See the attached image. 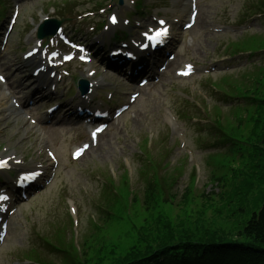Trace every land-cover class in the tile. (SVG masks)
Segmentation results:
<instances>
[{
  "label": "rangeland",
  "instance_id": "1",
  "mask_svg": "<svg viewBox=\"0 0 264 264\" xmlns=\"http://www.w3.org/2000/svg\"><path fill=\"white\" fill-rule=\"evenodd\" d=\"M99 1L102 0H12V4L10 2L6 4L7 16L16 3L20 13L0 59L3 62L1 72L6 77L4 89L6 95L8 92L6 90L10 91L7 98L0 101V155L12 151L24 159L25 167L22 169H27L41 161L48 164L45 153V148L48 147L55 153L58 167L53 180L35 190L27 201L19 202L15 214L9 217L8 232L0 245V264L27 263L24 260L29 248L42 245V236L58 225L65 226L67 236L73 235L77 243L83 240L85 246H92L95 249L98 242V247H106V251H109L117 236L114 232L120 225L106 223L104 216L97 209L98 204L108 199L106 196L108 192L103 184L110 175L115 179L114 184H117L120 176L127 173L130 186L139 191L137 188L140 189L142 183L141 160L138 154L140 146L144 145V138H149L147 146L156 160L162 156L160 162L169 160L175 165L181 162L183 172L181 180H185L195 168L199 177L195 194L203 191L209 175L218 171L217 154H224L226 151L224 148L219 150L206 148L216 142V137L214 131L203 130L198 123L200 118L195 117V113H203L205 107L212 109L215 104H221L222 115L226 117L224 124L227 127H234L231 103L220 101V95L216 91H211V85L216 81L225 87L241 83L252 87L254 86L251 82L252 77L260 75V70L256 73L259 62L248 65L239 60L231 69L225 67L226 62L219 63L227 56L225 49L227 44L247 49L256 47L264 40V15L256 18L249 11L260 0H197L199 10L197 23L187 31L181 30L182 23L187 19L186 11H182L186 0H144L142 5L149 6L142 9L144 12L141 14L142 17L132 13V21L130 26H127L129 31L133 32L137 24L144 26L152 24L151 19L156 13L167 15L170 20L175 16L179 23L172 26L171 48L175 59L172 61L171 70L189 61L196 64V72L189 79H181L175 77L171 70H167L162 79L151 87L150 93H142L120 116L110 120L108 128L99 136L96 144L74 162L70 159L69 153L72 148L88 139L87 130L77 124L60 126L47 123L45 128L39 124V128L43 130V135L40 136L33 128L34 124L25 118L26 113L18 112L16 115L6 109L9 107L14 110L10 104L12 97L17 98L19 94L21 98L17 100L21 102L31 90L26 85L32 79L24 81V76L29 78L28 73L16 68L22 64L21 52L29 49L35 42V25L37 26L44 16H54L55 7L58 17L66 14L72 16L63 22L68 34L90 44L93 38L101 36L100 27L95 26H99L107 15V12L100 14L96 11L95 6ZM103 1L104 5H110L109 11H121L120 16L134 11L129 0H123L122 5L114 4L116 0ZM67 4L70 11L65 9ZM88 12L96 13V17H85ZM93 27L95 29L90 31ZM174 41L176 47H173ZM214 64L216 68L209 70ZM261 64H264V61L260 62ZM98 65L96 61L91 63L90 67H95L97 71L93 77L88 78L92 82H100V85L92 90L90 98L93 105L113 108L123 102L126 103L132 89L126 87L127 82L121 73ZM66 68L71 75L59 81L55 97L63 102L76 101L78 100L76 81L86 76L85 72L89 67L69 63ZM2 92L0 87V93ZM108 92L111 93L110 105L103 102ZM251 105L253 111L248 120L244 121L248 125L239 131L236 128L235 131H228L240 144H237L239 152L232 150L226 157L230 158L232 154H246L259 164L253 174V185L245 202L246 213L242 218H238V221H244L253 212L258 211L264 196V177L260 176L264 174V104ZM34 113L36 115L33 116L41 117L43 111L36 108ZM169 114L176 122L177 128L169 124ZM237 115H241V112ZM50 168L51 165L48 166V173ZM237 173L241 171L238 170ZM0 175L6 177L7 172ZM239 176L241 174L238 178ZM243 177L247 178V175ZM4 180L0 182V187L5 186ZM183 190L184 186H177V192ZM205 192H209V187ZM196 203L175 210L178 212L174 215L169 209H165L164 213L170 219L183 216L187 227L193 226L188 222V215L201 218V222L205 224L218 222L209 217L206 209L207 215L203 213L200 201ZM73 207L75 214L71 211ZM69 210L75 220L71 227L68 220ZM222 222L219 221L218 225ZM229 227L231 226H227L228 230ZM121 235L124 238L121 236L117 238V248L120 246L128 248L136 244V235L130 226L124 227ZM101 238L102 240H99ZM226 239L246 241L237 237L236 231Z\"/></svg>",
  "mask_w": 264,
  "mask_h": 264
},
{
  "label": "trees",
  "instance_id": "2",
  "mask_svg": "<svg viewBox=\"0 0 264 264\" xmlns=\"http://www.w3.org/2000/svg\"><path fill=\"white\" fill-rule=\"evenodd\" d=\"M148 181L144 203L149 213L138 227L135 226V247L119 255L113 247L106 251L107 248L98 247L97 242L95 249L88 246L91 256L84 251L82 261L74 262L69 258L67 264H264V198L257 212L244 221L237 220L246 213L247 207L243 206L251 187L225 193L221 190L213 196L203 191L192 194L188 189L174 205H170L173 213L200 201L204 214L207 215L206 209L209 217L223 222L220 225L218 222L205 224L201 218L188 215V222L193 226L187 227L183 216L179 217L181 220L170 219L163 209L161 212L153 190L156 180ZM228 225L231 226L229 230ZM233 231L246 241L227 240Z\"/></svg>",
  "mask_w": 264,
  "mask_h": 264
},
{
  "label": "snow or ice",
  "instance_id": "3",
  "mask_svg": "<svg viewBox=\"0 0 264 264\" xmlns=\"http://www.w3.org/2000/svg\"><path fill=\"white\" fill-rule=\"evenodd\" d=\"M115 18H113V20H114ZM161 23H163V21H161ZM160 34H162V33H157V35H160ZM0 79H2V77H0ZM0 199H4V197H0Z\"/></svg>",
  "mask_w": 264,
  "mask_h": 264
},
{
  "label": "bare ground",
  "instance_id": "4",
  "mask_svg": "<svg viewBox=\"0 0 264 264\" xmlns=\"http://www.w3.org/2000/svg\"><path fill=\"white\" fill-rule=\"evenodd\" d=\"M187 5H188V4L184 5V7H186ZM0 97H1L2 99H5V96H4L3 94H1Z\"/></svg>",
  "mask_w": 264,
  "mask_h": 264
}]
</instances>
